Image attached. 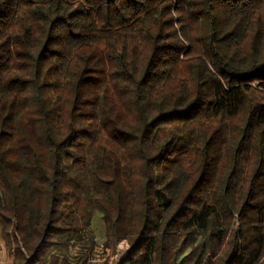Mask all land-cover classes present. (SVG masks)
<instances>
[{
  "label": "trees",
  "instance_id": "1",
  "mask_svg": "<svg viewBox=\"0 0 264 264\" xmlns=\"http://www.w3.org/2000/svg\"><path fill=\"white\" fill-rule=\"evenodd\" d=\"M264 264V0H0L11 264Z\"/></svg>",
  "mask_w": 264,
  "mask_h": 264
},
{
  "label": "rangeland",
  "instance_id": "2",
  "mask_svg": "<svg viewBox=\"0 0 264 264\" xmlns=\"http://www.w3.org/2000/svg\"><path fill=\"white\" fill-rule=\"evenodd\" d=\"M79 217V230L68 242L65 249L56 250L55 254L64 256L68 262L77 261L82 255H87L86 264H114L126 255L128 245L120 241L110 248L103 245V228L101 221L96 217L82 222ZM13 258L11 241H6L0 225V264H11Z\"/></svg>",
  "mask_w": 264,
  "mask_h": 264
}]
</instances>
